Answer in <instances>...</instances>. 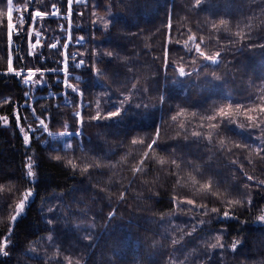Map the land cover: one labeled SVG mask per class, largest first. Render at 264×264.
<instances>
[{
	"label": "trees",
	"instance_id": "trees-1",
	"mask_svg": "<svg viewBox=\"0 0 264 264\" xmlns=\"http://www.w3.org/2000/svg\"><path fill=\"white\" fill-rule=\"evenodd\" d=\"M30 3L42 13L57 4L60 15L67 7V0ZM6 13L0 0V117L8 121L3 126L0 119V244L10 237L0 264H264V221L257 223L264 207V141L257 137L264 125L249 128L244 114L264 107V0L74 5L71 37L83 46L68 51L83 61L70 69L80 97L68 94L67 105L48 97L61 91L48 75L31 102L50 131L64 124L75 131L74 111L83 104L82 135L70 150L34 135L25 145L20 128L30 117V100L19 79L4 74L8 51L14 70L59 69L63 51L48 45L60 20H44L46 45L42 56L31 58L24 27L12 34L16 49L9 50ZM101 16L106 30L102 22L100 29L94 25ZM102 95L119 115L93 119L94 110L106 108ZM220 109L236 123L205 119ZM211 123L221 126L211 129ZM30 156L34 177L26 175ZM26 190L33 196L13 222ZM217 237L223 247H209ZM31 247L36 254L28 253Z\"/></svg>",
	"mask_w": 264,
	"mask_h": 264
},
{
	"label": "rangeland",
	"instance_id": "rangeland-1",
	"mask_svg": "<svg viewBox=\"0 0 264 264\" xmlns=\"http://www.w3.org/2000/svg\"><path fill=\"white\" fill-rule=\"evenodd\" d=\"M38 1V0H37ZM86 0H67V7L65 8V11L63 13H61L60 16L58 17H54L51 15L50 11L52 5L49 6V9L47 12H43V15H37L38 10L36 9V7L38 6L37 4H31L30 0H7L6 3V9H7V13H6V21H7V37H8V48L9 50H12L11 48V37H12V33L13 31H15L16 33H18L23 27L26 28L27 31V55L29 57H35V56H42L41 51L43 49V47L46 45L44 44V40L45 37L43 35V31L42 30V26H44V20L46 19H55V20H60V25L57 26V32L59 33V35L53 39V41H51V44L48 45L49 49H55V48H61L62 51L65 53V56H63V58L61 60H59L57 62V66L59 67V72H52V71H48V70H44L45 71V76H44V80L42 81V83L40 85H33L31 83L29 84H24L25 80H30L32 79V75L33 74H28V69H16L14 70L12 67V59L13 56L11 55V53L8 51V68L7 71L4 73L5 75H13L15 77H17L21 83V85L25 88L26 93H27V98H29V103H28V107H29V114L30 117L29 118H24L25 121V133L29 135H34V139L37 138H41V142L42 144H46V142L49 140L52 142V145L54 147H59L57 145H60L62 148L66 149V150H70L73 145H72V139L74 137H78L79 132H80V127L82 124V119H81V110H82V105L81 103L78 104V108L77 110L74 111V116L77 119V128L75 131H71L69 129H67L66 125L64 124V128L61 131H50L49 127H48V132H45L43 130V128L40 127L39 124V119H35L33 117V109L31 107V102H33V100L38 98V94H36L37 90L42 89L43 87L47 86V77L48 75H52V76H56L54 78V80H56L57 83L60 84L61 86V91L58 94H48V97H52V98H57L60 97L62 99V103L63 104H69V95L68 94H76L80 97V94L77 90V87L73 84V82L76 81L77 76L74 75L72 72H70V69H73L72 67V63H71V56L72 54H74L75 52L70 53L68 51L69 46H75L74 41L72 40L71 37V31L73 28V23L71 20V12L73 11V6L78 4H82L85 3ZM71 5V8L69 7V4ZM56 6H58L57 4H55ZM100 22L94 21V25L100 29L101 26V22L105 24V26L103 27V30H106L107 26H108V20L107 18H105L104 16L99 17ZM43 32V33H42ZM78 41H82V39H79ZM77 41V42H78ZM56 42L57 47H52V43ZM83 42V41H82ZM47 48V49H48ZM36 52L33 56H31L30 54ZM79 59V58H78ZM41 60H43L41 58ZM207 61H209L207 59ZM80 64H83L82 59H79ZM210 63V61H209ZM35 69V68H34ZM58 69V68H57ZM75 69V68H74ZM23 71L25 76L21 77L19 75V73ZM67 75L70 76L71 78L69 80H67ZM34 78H39L34 77ZM67 83L68 85L71 86V88H73L75 90V93L72 92L71 88H68L65 86V83ZM103 99H106L104 95H102L100 98H98V101H103ZM108 100V99H106ZM107 102H102V107L105 106V110L102 108L100 110H94L95 114L101 113V114H109V113H113L114 110L111 109V105L112 103L106 104ZM95 107H101V103L99 104V102H96ZM102 110V111H101ZM36 114V113H35ZM76 114V115H75ZM36 116L40 117V119H43L45 121V124L48 126V120L47 117H41L39 115L36 114ZM1 123L3 126H5L7 123H5L2 119H1ZM39 129L38 131L33 132L32 129ZM62 132H67L69 135L67 136H60L59 134ZM48 133H54L55 135L49 136ZM73 133H77V135H73ZM24 135V133H22ZM258 138V143L261 144L264 141V136L262 135V133H260V135L257 137ZM71 145V148H68L67 145ZM26 175H27V166H26ZM29 190H26L25 192H27ZM24 192V193H25ZM23 193V195H24ZM23 198V196H22ZM29 203V202H28ZM23 214V213H22ZM21 214V215H22ZM257 223H262V221L258 220ZM47 243H51V241L49 240V237H47ZM5 244V247L7 246V243H3ZM36 250L34 248L31 247V249L28 251V253L30 255H34L36 254ZM175 264H183V263H175Z\"/></svg>",
	"mask_w": 264,
	"mask_h": 264
},
{
	"label": "snow or ice",
	"instance_id": "snow-or-ice-1",
	"mask_svg": "<svg viewBox=\"0 0 264 264\" xmlns=\"http://www.w3.org/2000/svg\"><path fill=\"white\" fill-rule=\"evenodd\" d=\"M6 3H7V0H6ZM68 4H69V7L71 8V5H72V4H70V3H68ZM52 7H53L54 11H56V5L53 4ZM37 15H43V13L40 12V11H38V12H37ZM56 47H57V45H56ZM35 53H36V52H33V53H31L30 55L33 56ZM21 59H23V58L21 57ZM82 65H83V64L76 63V64L74 65V68H75V69H80V68L82 67ZM48 71L59 72V69H50V70H48ZM28 74H33V75H32V79H30V80H25V81H24V84H29V83H31V84H33V85H40V84L42 83V81L44 80L45 71L42 70V69H40V68H35V69H34V68H29V69H28ZM19 75H20L21 77L25 76V74H24L23 71H21V72L19 73ZM37 76H38L39 78H34V77H37ZM70 78H71V77L67 75V80H69ZM64 83H65V82H64ZM65 86L68 87V88H71V86L68 85L67 83H65ZM71 89H72V92L75 93V90H74L73 88H71ZM25 95L27 96V93H25ZM5 102L8 103V101H5ZM25 107H27V105H25ZM240 107H241V106H237V110H239ZM256 111H258L259 115H257V116H253V115L250 114V113H252V112H256ZM244 114H245V116H246V119L248 120V125H247V126H248L249 128H253V127H255V128H259L261 125H264V107H259L258 109H257V108H247V109L244 110ZM32 115H33V117H34L35 119H39L40 127L43 128V130H44L45 132H48V130H47V129H48V126L45 124V121H44L43 119H40V117L36 116L35 112H33ZM75 115H76V114H75ZM115 115H119V112L109 113V114H108L109 118H110L111 116H115ZM178 115H179V114H178ZM218 117L221 118V119H224V120H228V121H229L230 123H232V124H235V123H236V121H235L234 119L231 118V113H230L229 111H226L225 109H220L219 112H218L216 115L206 117L205 119H207V120H209V121H215V120H217ZM0 119H2L5 123L8 122V121H7V117H0ZM93 119H94V120H99V119H100V115H99V113H98L97 116L94 117ZM172 119L175 120L176 117L173 116ZM17 121H18V123H19V117H17ZM220 126H221V125L218 124V123H211V124L208 125V127L211 128V129H217V128H219ZM238 126H239L240 128H243V127H244L243 124H239ZM180 127L183 128V127H184V124L181 123V124H180ZM201 127H203V125H201ZM38 130H39L38 128H37V129H32L33 132L38 131ZM20 131H21L22 133H24V135H23V140H24L25 145H27L28 142H29V136H28L27 133H25L24 128L21 127V128H20ZM48 135H49V136H52V135H55V134H54V133H48ZM59 135H60V136H67V135H69V134H68L67 132H62V133H60ZM73 135H77V133H73ZM79 135H82V132H79ZM191 135H193V136H201L202 133H201L200 131H192V132H191ZM206 138L209 140V142H211V140H212L211 133H209V134L207 135ZM220 144H221V146H223L224 141L221 140V141H220ZM235 146H236V147H241L242 145H240V144H236ZM67 147H68V148H71V145L69 144V145H67ZM260 150H261V149H257V151H260ZM57 159H59V157H57ZM28 161H29V162H28V164H27V169H28V171H27V176H28V177H34V176L36 175V174L34 173V171H33L35 157H31V156H30V157L28 158ZM163 162H164V161L162 160L161 163H163ZM69 163H71V161H69ZM247 179L251 180L252 177H247ZM261 183H264V181H261ZM201 187H202L203 190L206 191V190L208 189L209 185L204 184V185H201ZM32 196H33V190H29V191H27V192L24 193L23 198H22V199L20 200V202H19L18 204H16V206H15V215H13V216L11 217V219H12L13 222H15V221L17 220V218H18V217H19V216L25 211V207H26V205L28 204V202L31 200ZM180 203H182V201H181ZM186 203H188V204H193V200H187ZM234 203H240V201H235ZM247 203H248L249 206H251V205H252V200L249 199ZM177 206H179V204H177ZM199 207H200V208H205L206 206H205V205H199ZM218 211H219V209H217V208H212V209H210V212H211V213H217ZM259 211L261 212V215H260L259 217H257V219L260 220V221H264V207L260 208ZM204 214L207 215L208 213L205 212ZM111 215H113V213H111L110 216H111ZM223 216H224V218H229V212L225 211V212L223 213ZM49 223H51V221H49ZM201 223H205V222H204V221H201ZM9 232H12V229H9ZM51 239H52V237H49V240H51ZM9 240H10V237H6V238H5V243H7V241H9ZM216 241H217L216 244H211V245H209V247H211V248H215V247H217V246L219 245V237L216 238ZM239 243H240L239 241L235 242V243L232 245L233 249H235ZM219 246L223 247V245H219ZM0 253H2L5 257L9 255V253L5 250V244H0Z\"/></svg>",
	"mask_w": 264,
	"mask_h": 264
},
{
	"label": "built area",
	"instance_id": "built-area-1",
	"mask_svg": "<svg viewBox=\"0 0 264 264\" xmlns=\"http://www.w3.org/2000/svg\"><path fill=\"white\" fill-rule=\"evenodd\" d=\"M50 13H51V15L54 16V17H58V16H60V11H59V8H58L57 6H56V11H54V9L51 8ZM12 34H16V32L13 31ZM10 45H11V48H12V49H16V44H13V43L11 42ZM74 45H75L76 47H81V46H83V42H82V41H78V42H76ZM55 46H56V42H53V43H52V47H55ZM63 56H65V53H64V52H63ZM69 57H71V58H69V59H71V63H72V67H73V68H74V65H75L76 63H80V62H79V59H78V55H77L76 53L72 54V55L69 56Z\"/></svg>",
	"mask_w": 264,
	"mask_h": 264
}]
</instances>
